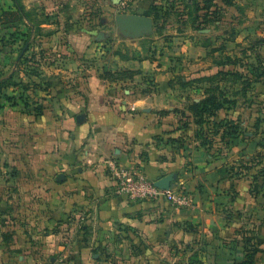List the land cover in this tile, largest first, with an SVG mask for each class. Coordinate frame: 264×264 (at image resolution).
<instances>
[{
    "label": "crops",
    "instance_id": "crops-1",
    "mask_svg": "<svg viewBox=\"0 0 264 264\" xmlns=\"http://www.w3.org/2000/svg\"><path fill=\"white\" fill-rule=\"evenodd\" d=\"M121 1L20 0L16 13L13 0H0L2 94L16 98L0 99V264H104L110 247L125 263L239 264L253 253L252 264H264L263 209L248 181L220 177L191 119L182 126L180 113L204 93L174 81L187 70L180 61L214 52L198 38L212 24L195 28L187 15L205 0H126V15L152 19L150 32L95 30L106 16L115 22ZM210 1L211 11L224 6ZM153 8L168 15L155 20ZM125 71L132 79L103 78ZM258 151L250 141L246 153ZM110 159L154 181L171 175L195 206L127 201L115 193Z\"/></svg>",
    "mask_w": 264,
    "mask_h": 264
},
{
    "label": "rangeland",
    "instance_id": "rangeland-1",
    "mask_svg": "<svg viewBox=\"0 0 264 264\" xmlns=\"http://www.w3.org/2000/svg\"><path fill=\"white\" fill-rule=\"evenodd\" d=\"M207 1L211 3L210 0ZM213 1L217 4L218 0ZM220 1L222 2V0ZM227 1L230 4H223L222 9L217 11V19L212 21L210 26L212 28L209 32L198 36L200 41H203V44L209 41V48L214 49V52L205 53L196 58V61L188 57H182L179 66L187 70L183 71L182 74H178L177 77L187 78L206 75L201 77V79H205L216 75H210L216 72V68H218V72L227 73L225 79L217 78V80L226 97L232 102L223 104V109L216 112L217 120L214 118L212 121L226 120L228 123L226 127L231 128L228 131H233L235 134L221 138L220 134H222L225 126L216 129L220 132L218 135L210 134L211 129L214 130L211 126L209 129L204 126V135L207 138L204 136L203 139L209 140L206 150L213 162L219 166L218 168L225 167L228 171L225 176L226 179H244L248 181L250 190L255 184L258 185L259 193L256 198L258 200L256 205L264 210V0ZM248 10H250L251 17L244 19ZM126 11L118 9L116 13L126 15ZM106 17L109 18L106 23L101 24L100 20L95 21V30L108 32L116 27L113 16ZM191 21L190 23L192 24ZM248 31H250V34L247 33L249 36L246 35ZM260 40H263V42H260ZM176 55L178 56V54ZM211 65H213V68ZM177 77H175L174 81H176ZM186 82L181 79L178 85L182 89L187 90L188 87L184 86ZM205 84V86L203 85L204 87L207 86V83ZM193 126L195 130L198 129L196 125ZM250 141L255 142V146L259 148L256 155L246 153ZM263 210L258 216L264 224ZM21 239L22 236L20 241L17 239L18 242H21ZM114 251L115 247L102 251L104 258L108 260L104 264H150L142 260L138 262H118L114 260L116 259ZM129 252L131 251L129 250ZM135 252L132 250V253ZM109 258L111 259L110 261ZM244 261L242 260L239 264H244ZM18 262L17 260H12L11 264H18ZM57 262H51L46 257L43 263L40 262V264H55ZM68 263L65 261L58 262V264ZM90 263H93V259H91ZM26 264H39V262L27 261ZM166 264L200 263L197 260H193L190 263L172 261V263ZM201 264L204 263L202 262Z\"/></svg>",
    "mask_w": 264,
    "mask_h": 264
},
{
    "label": "trees",
    "instance_id": "trees-1",
    "mask_svg": "<svg viewBox=\"0 0 264 264\" xmlns=\"http://www.w3.org/2000/svg\"><path fill=\"white\" fill-rule=\"evenodd\" d=\"M224 1V5L225 4H230L229 1L227 0H222V2ZM14 2V7L16 9V13H23L24 10L20 4V0H13ZM203 5L201 6L200 3H193L190 6V9L187 13L188 17H190V20H192V25L195 28H199L201 26H206L209 23H212V21H214L215 19H217L218 16V12L220 11L219 8L216 6L214 11H211L212 8V4L209 3L207 0H205L203 3ZM203 11L204 13L202 14V16L199 15V12ZM177 14V16H182L183 14H178L177 12L175 13ZM168 15V11L164 12L161 9H155L153 8L152 10V16L154 17L155 20L160 19V17L162 16V18H165V16ZM201 20V21H200ZM200 21V22H199ZM160 30H162L161 26L157 27V32H159ZM263 42V40H260V42ZM23 50V49H22ZM227 76V73H224L223 71H219L216 73V75L205 78V79H196L193 81H187L185 83V87H196L197 85L200 86V84L202 85H206L205 83H207V86L203 87V93H204V97L199 101V102H190L188 103V105L185 107V110L182 111L180 114L182 116V118H185L186 121H184L183 123V127L186 128L188 126V124H190V119H191V123L193 125H196L198 129L195 130L194 132V139L195 141L199 142V140H201L199 142V146L201 148H206L208 147V139H203L204 138V126L209 129L210 126L214 129L210 131V134L213 135H218L220 132L216 129H218L221 126H225V129L222 131L221 138L222 137H226V136H233V131H228L229 129L231 130V128H227V122L226 120H220L219 122L217 121H212L214 118H216V112H218V110L223 109V104L225 103H230L232 102L230 99H228L225 95V92L223 91V89L219 86V82L217 80V78L220 79H225V77ZM103 78L108 79V80H115L118 78H128L132 79V74L130 72H121V73H105V75L103 76ZM181 78L177 77L176 78V82H180ZM205 80V81H204ZM203 82H205L203 84ZM9 86V84L6 81H0V99H2L4 102L10 104V105H15L16 104V98L15 96H8V95H3L2 94V90L7 88ZM13 86H15L13 84ZM17 86V85H16ZM184 88V87H183ZM29 89L25 90L28 91ZM21 101L24 98V96H20L19 98ZM1 106V105H0ZM185 112H187L190 116H186ZM217 120V118H216ZM235 136V135H234ZM206 137V136H205ZM207 138V137H206ZM217 173L220 177L225 178V176L228 174V171L225 169V167H221L218 168ZM250 193L252 194V196L256 199L258 197V185L255 184L253 186V188H251ZM252 256L253 253H249L246 254L245 257V261L244 264H252ZM200 264L202 263L201 261H197Z\"/></svg>",
    "mask_w": 264,
    "mask_h": 264
},
{
    "label": "built area",
    "instance_id": "built-area-1",
    "mask_svg": "<svg viewBox=\"0 0 264 264\" xmlns=\"http://www.w3.org/2000/svg\"><path fill=\"white\" fill-rule=\"evenodd\" d=\"M120 6L125 10L127 1L122 0ZM107 168L114 183L115 193L129 202L163 201L178 210L191 209L195 206L193 195L183 188L161 190L144 172L121 165L114 159L107 161Z\"/></svg>",
    "mask_w": 264,
    "mask_h": 264
},
{
    "label": "water",
    "instance_id": "water-1",
    "mask_svg": "<svg viewBox=\"0 0 264 264\" xmlns=\"http://www.w3.org/2000/svg\"><path fill=\"white\" fill-rule=\"evenodd\" d=\"M115 23L120 27V29L126 33L133 36L142 35L148 33L153 28L152 19L141 16V15H119L115 18ZM84 121V115H79L77 117V122L81 124ZM63 175L58 177V180L63 179ZM173 177L168 175L161 179L155 181L154 185L161 190H171Z\"/></svg>",
    "mask_w": 264,
    "mask_h": 264
}]
</instances>
